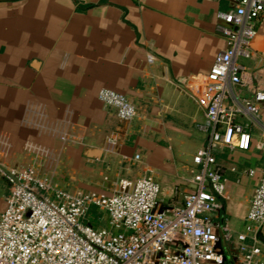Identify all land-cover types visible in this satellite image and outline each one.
<instances>
[{
	"label": "crops",
	"instance_id": "0c3cea01",
	"mask_svg": "<svg viewBox=\"0 0 264 264\" xmlns=\"http://www.w3.org/2000/svg\"><path fill=\"white\" fill-rule=\"evenodd\" d=\"M235 5L0 0V212L10 189L3 171L28 166L68 192L108 194L118 179L151 176L160 188L158 209L182 203L194 189L192 156L207 139L197 129L208 98L205 76L226 47L217 14ZM235 64L241 67L239 84L230 89L235 97L264 92V13L249 57H237ZM100 89L125 96L135 117L119 120L98 101ZM257 109L255 117L234 116L249 133L248 149L221 147L213 154L224 191L211 220L225 264L239 262L235 236L244 231L264 170V103ZM90 212L97 227L107 226L104 213ZM258 233L264 238V223ZM259 249L264 263L261 242Z\"/></svg>",
	"mask_w": 264,
	"mask_h": 264
},
{
	"label": "built area",
	"instance_id": "2783aa9c",
	"mask_svg": "<svg viewBox=\"0 0 264 264\" xmlns=\"http://www.w3.org/2000/svg\"><path fill=\"white\" fill-rule=\"evenodd\" d=\"M235 3L233 9L217 14L226 47L205 76L208 98L197 129L207 139L192 156L198 167L190 180L194 189L182 203L169 202L158 209L160 188L151 176L118 179L104 194L65 191L37 175L33 166L8 169L10 189L0 212V264H225L211 220L224 191L223 171L213 154L221 147L247 150L249 133L234 116L255 117L257 104L264 103V92H255L251 99H238L230 92L239 84L241 67L235 59L249 57L255 23L264 13V0ZM97 99L124 123L135 117L134 106L122 94L100 89ZM27 148L44 154L40 148ZM92 208L106 215V227L83 222ZM245 220L244 231L235 236L238 264H264L258 259L257 237L264 223V170Z\"/></svg>",
	"mask_w": 264,
	"mask_h": 264
},
{
	"label": "rangeland",
	"instance_id": "374dc122",
	"mask_svg": "<svg viewBox=\"0 0 264 264\" xmlns=\"http://www.w3.org/2000/svg\"><path fill=\"white\" fill-rule=\"evenodd\" d=\"M93 218H94V215L92 214V212H88L87 216H86V219L83 220L84 223H87L89 224L90 226H93V227H97V223L93 222ZM95 221V220H94ZM90 222V223H89ZM92 224V225H91Z\"/></svg>",
	"mask_w": 264,
	"mask_h": 264
},
{
	"label": "water",
	"instance_id": "95a60500",
	"mask_svg": "<svg viewBox=\"0 0 264 264\" xmlns=\"http://www.w3.org/2000/svg\"><path fill=\"white\" fill-rule=\"evenodd\" d=\"M3 172H4L5 174H7L6 171H3ZM257 237H258L259 241H260L262 244H264V238H263L259 233H257ZM215 245H216V247L219 248V249L221 250V252H222V248H221V244H220V240H219V238L217 239Z\"/></svg>",
	"mask_w": 264,
	"mask_h": 264
}]
</instances>
